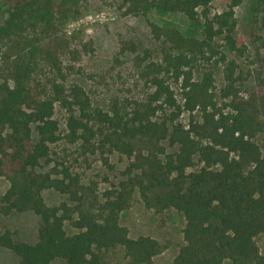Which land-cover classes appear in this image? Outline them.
Masks as SVG:
<instances>
[{
    "label": "trees",
    "instance_id": "trees-1",
    "mask_svg": "<svg viewBox=\"0 0 264 264\" xmlns=\"http://www.w3.org/2000/svg\"><path fill=\"white\" fill-rule=\"evenodd\" d=\"M121 1L127 14L155 9L203 20L200 38L149 24L160 42V58L152 64L154 72L147 68L150 94L127 114L92 110L76 85L65 93L52 83L48 96L32 84L38 53L57 68V53L66 48L61 31L78 15L77 0L0 5L7 14L0 25V177L9 183L0 216L32 212L40 219L36 243L17 242L6 230L0 247L18 258L16 264H101V252L117 248L124 251L123 264H152L165 247L149 236L130 238L120 224L137 192L145 207L157 213L173 209L184 219L183 245L172 264H264L254 241L264 234V153L256 142L264 136V74L254 92L241 96L237 66L215 42L220 37L235 50L232 7L239 0L211 18L208 7L214 0ZM37 29L47 35L45 45L26 34ZM210 61L223 66L219 95L212 73L193 76L198 64ZM55 104L67 113L63 137ZM182 113L188 115L185 125L179 120ZM61 139L82 153L116 152L128 158L124 179L103 192L102 202L63 164L37 171L41 162H53L50 146ZM47 189L67 196L69 203L47 206L41 196ZM66 222L77 233L68 235Z\"/></svg>",
    "mask_w": 264,
    "mask_h": 264
},
{
    "label": "rangeland",
    "instance_id": "rangeland-1",
    "mask_svg": "<svg viewBox=\"0 0 264 264\" xmlns=\"http://www.w3.org/2000/svg\"><path fill=\"white\" fill-rule=\"evenodd\" d=\"M13 0H0V5ZM234 0H214L208 7L209 17L228 11ZM78 15L68 20L62 28L66 42L64 51L57 53V68L46 60L36 56V66L32 75V84L39 92L52 96V83L59 84L67 92L76 85L85 92L92 110L127 114L132 106L144 102L151 92L148 83L149 73L155 71L152 64L160 58V42L151 34L149 24L159 27H171L185 37L200 38L202 34V18L198 21L189 20L178 12L162 13L151 9L146 13L127 14L121 0H77L74 6ZM235 20V50L220 37V52H224L227 60L236 64V85L240 95L247 97L254 92L258 80L264 74V4L261 0H239L232 7ZM200 12V10L198 11ZM7 14L0 11V25ZM36 42L45 45L47 35L27 30ZM133 45L135 51L130 46ZM204 71L212 73L215 92L219 95L223 87V66L214 65L212 61L198 64L194 69L197 79ZM174 94L179 101V93L173 84ZM218 97V96H217ZM67 113L55 104L54 119L58 122L61 137L65 134ZM182 124H187L188 115L179 117ZM33 140L36 133L33 131ZM256 142L264 153V136H258ZM78 145L68 144L64 139L50 146L51 163L41 162L37 171L50 172L55 163L63 164L69 172L76 174L85 187H91L99 201L102 194L113 184L124 179V172L129 164L126 156L116 152L101 156L82 153ZM172 152L173 148H167ZM195 167H198L195 157ZM61 168V167H60ZM59 168V169H60ZM8 181L0 177V199L8 189ZM45 204L56 207L68 202V197L58 194L52 189L41 192ZM91 195L87 198L90 201ZM120 224L128 229L130 238L149 236L157 240L165 250L156 256L152 264H172L179 248L183 245L182 230L184 219L177 211L169 209L160 213L145 207L139 194L135 192L130 207L121 213ZM40 219L32 212L13 213L7 217L0 216V234L8 230L17 242L34 244ZM68 235L77 233L68 222L64 225ZM260 253L264 256V234L254 238ZM101 264H123L124 251L117 248L101 252ZM18 258L10 251L0 247V264H16ZM52 264H64L55 260Z\"/></svg>",
    "mask_w": 264,
    "mask_h": 264
}]
</instances>
